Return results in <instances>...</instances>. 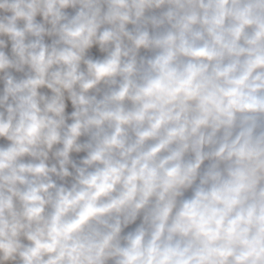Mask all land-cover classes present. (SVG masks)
Masks as SVG:
<instances>
[{"label":"clouds","instance_id":"9594fccd","mask_svg":"<svg viewBox=\"0 0 264 264\" xmlns=\"http://www.w3.org/2000/svg\"><path fill=\"white\" fill-rule=\"evenodd\" d=\"M0 264H264V0H0Z\"/></svg>","mask_w":264,"mask_h":264}]
</instances>
